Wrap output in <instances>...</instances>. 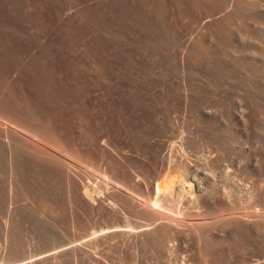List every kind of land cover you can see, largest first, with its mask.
Listing matches in <instances>:
<instances>
[{
  "label": "bare ground",
  "instance_id": "1",
  "mask_svg": "<svg viewBox=\"0 0 264 264\" xmlns=\"http://www.w3.org/2000/svg\"><path fill=\"white\" fill-rule=\"evenodd\" d=\"M3 31H0V41L7 43ZM11 36V39L17 37ZM14 47L17 46L7 48L18 53L17 48L12 51ZM50 47L39 46L46 52L51 51ZM1 49H4L3 53ZM1 49L0 54L8 50ZM33 53L29 57L24 54V59L9 54L13 55V65L7 63L9 72L2 74V79L0 77V167L4 169L2 176L4 174L15 189L26 181L22 162L23 157H28L39 166L34 168L40 172L36 178V174H31L35 180H27L26 187L53 190V187H62L61 183L67 187L64 191L69 200V213L78 227L77 232L72 231L74 234L66 246L73 264H78L77 259L80 264H110L111 259L108 262L106 258L112 254L109 252L115 251L119 256L126 253L127 258H120L127 264H144L140 255L138 258L133 253L130 257L126 249L140 248L148 243L152 248H163L162 253L169 250L171 255L168 256H172L174 264H232L229 240L246 243L242 244L246 252L242 245L238 247L245 252L241 254L244 259L236 255L241 262L264 264V192L260 193L256 188H226L227 173L217 166L218 170L213 168L215 163L208 147L204 145L200 153L192 140L194 137H188L190 128L197 127L191 116L187 119L178 117L171 104L160 102L158 99H162L164 93H158L151 105L141 100L137 103L138 99L131 97L134 91L123 89L126 78L105 73L107 66L111 67L109 61L80 58L71 62L66 58H37ZM9 60L11 62L12 58ZM14 60L19 65L17 68H14ZM67 62L78 70L74 82L67 74L52 71H63ZM9 66L14 69L11 71ZM92 66L105 69V72L101 71L105 73H102L104 79L101 75L99 79L95 76L97 73L93 75L87 68L92 69ZM183 93L186 102L193 98L190 92ZM66 106L73 112L75 122L66 119ZM144 106L148 107L142 109ZM187 106L185 110L189 108ZM150 107L153 114L147 116L145 111ZM196 115L199 120H206L211 118L212 112L205 106L198 109ZM183 132L188 136L185 137ZM69 162L89 171L88 166H99L108 178L102 177L96 185H89L85 175L81 180L73 175ZM34 168L30 170L34 171ZM4 182L3 185L7 183ZM7 188L9 190V185ZM41 195L39 199L43 205L48 195ZM4 246L8 252L4 254V250H0V264H14L20 260L13 255L12 246ZM149 246L146 247L150 249ZM63 249L47 255L59 254ZM154 250L158 251V248ZM165 254L163 257L168 253ZM238 259L240 264L241 259ZM163 261L164 264L167 262Z\"/></svg>",
  "mask_w": 264,
  "mask_h": 264
},
{
  "label": "rangeland",
  "instance_id": "2",
  "mask_svg": "<svg viewBox=\"0 0 264 264\" xmlns=\"http://www.w3.org/2000/svg\"><path fill=\"white\" fill-rule=\"evenodd\" d=\"M0 28L7 29L2 33L3 39L9 40L11 35H17L18 42L14 37L15 44L11 39L10 46L7 45L8 40L7 43L3 41L6 45L0 41V49L17 46L19 51L16 53L14 47V53L8 49L5 55L16 53V57L20 55L24 59L25 55L29 57L34 52L37 56L33 53V57L37 58H66L71 62L80 58L109 61L111 67L107 66L104 72L126 78L123 89L134 91L131 97L138 99L137 103L141 100L151 105L158 93H164V97L158 99L160 102L171 104L178 117L187 119L191 116V121L197 124V127L190 128L189 136L186 132L183 135L194 137L192 140H195L193 142L199 152L204 145L208 147L215 163L213 168H222L227 173L226 188H256L260 193L264 192V0H0ZM11 29L13 32L17 29L18 33H10ZM16 43H23L27 48L22 45L20 48ZM39 44L51 46V51H43ZM22 51L27 54H20ZM4 54H0V64L2 61L5 65L12 64L13 55H7L12 58L10 62L8 57H3ZM2 58L8 60L5 62ZM3 63L0 66L7 67ZM16 63L14 68L19 66ZM3 67H0V73L6 71L0 74L1 79L10 69L1 70ZM14 68L11 67V71ZM87 68L93 75L97 73L95 76L99 79L101 76L104 79L102 68ZM52 71L67 74L73 82L78 76V70L68 62L63 71ZM183 91L190 92L193 98L186 102ZM185 103L191 110H185ZM205 106L212 112L211 118L199 120L197 110ZM145 112L147 116L152 115V107ZM66 119L76 121L67 106ZM27 158L23 157L22 165L23 174L28 178L23 176V179L33 178L34 181V177L39 176L40 170H36L39 166L31 162V158L28 162ZM25 162L31 164L26 166ZM69 164L73 175L79 180L85 175L89 185H96L102 177L108 178L99 166H88L89 171L77 163ZM28 167H36L35 172ZM3 170L0 172V180L3 177L0 181V250L6 248L4 245L12 246L13 255L20 259L14 264H73L66 253V246L78 227L69 213L67 187L63 183L62 187H53V190L26 187L23 180L25 187L21 183L14 189L4 174L2 176ZM31 174L37 176L31 177ZM3 182L5 185L9 183V190ZM58 183L56 185L59 186ZM39 194L42 197L48 195L44 201L47 205H41ZM4 226L6 230L8 228L9 236H6ZM230 241L235 243L230 244L233 249L229 250L230 256L233 263L238 264L237 257L243 258L241 254L246 252V248L242 244L246 243L229 240L228 246ZM147 245H151L150 249ZM146 246H140L141 250L139 247L132 250L127 247L130 251H126L130 257L133 253L138 258L140 255L144 264H164L163 260L174 264L166 248L164 252L168 254L163 257V248H152L149 243ZM233 247H236V252L239 249V254H234ZM157 248L156 252L154 249ZM59 249H63L59 254L47 255ZM151 249L152 252L149 251ZM109 253L112 254L105 257L108 262L111 259L110 264H120L122 258H127L126 253L123 256L122 253L119 256L118 251ZM115 256L116 259L119 256V262ZM5 258L7 260L8 257ZM241 261L239 263L244 264ZM77 262L80 264V259Z\"/></svg>",
  "mask_w": 264,
  "mask_h": 264
}]
</instances>
